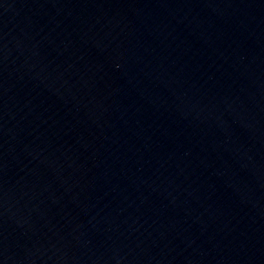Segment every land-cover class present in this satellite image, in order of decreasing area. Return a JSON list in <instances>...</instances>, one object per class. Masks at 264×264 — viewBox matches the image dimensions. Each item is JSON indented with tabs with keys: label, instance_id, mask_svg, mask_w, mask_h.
Instances as JSON below:
<instances>
[{
	"label": "water",
	"instance_id": "1",
	"mask_svg": "<svg viewBox=\"0 0 264 264\" xmlns=\"http://www.w3.org/2000/svg\"><path fill=\"white\" fill-rule=\"evenodd\" d=\"M0 264H264V0H0Z\"/></svg>",
	"mask_w": 264,
	"mask_h": 264
}]
</instances>
